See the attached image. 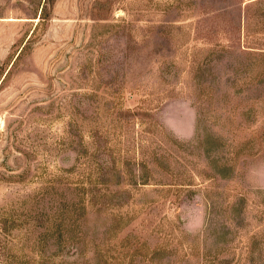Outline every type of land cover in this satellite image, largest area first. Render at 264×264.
I'll return each instance as SVG.
<instances>
[{
    "label": "rangeland",
    "instance_id": "1",
    "mask_svg": "<svg viewBox=\"0 0 264 264\" xmlns=\"http://www.w3.org/2000/svg\"><path fill=\"white\" fill-rule=\"evenodd\" d=\"M0 264H264V0H0Z\"/></svg>",
    "mask_w": 264,
    "mask_h": 264
}]
</instances>
